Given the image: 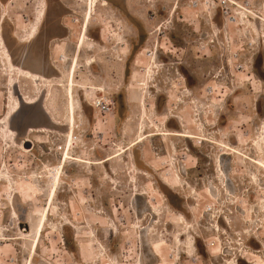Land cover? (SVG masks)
I'll list each match as a JSON object with an SVG mask.
<instances>
[{
	"label": "rangeland",
	"instance_id": "374dc122",
	"mask_svg": "<svg viewBox=\"0 0 264 264\" xmlns=\"http://www.w3.org/2000/svg\"><path fill=\"white\" fill-rule=\"evenodd\" d=\"M67 1L79 13L49 10L36 38L20 43L13 33L35 32L42 2L0 0L14 63L50 78L13 68L0 40V264H259L264 171L249 158L264 160V147L254 144L264 135L257 46L264 23L224 22L216 4L203 0H127L137 28L108 0H93L96 43L87 34L79 50L85 0ZM262 3L250 6L260 17ZM60 21L69 39L58 33ZM71 71L72 159L48 203L65 146ZM40 89L43 98L9 119L18 94L33 103ZM97 99L110 111L99 112Z\"/></svg>",
	"mask_w": 264,
	"mask_h": 264
},
{
	"label": "bare ground",
	"instance_id": "6f19581e",
	"mask_svg": "<svg viewBox=\"0 0 264 264\" xmlns=\"http://www.w3.org/2000/svg\"><path fill=\"white\" fill-rule=\"evenodd\" d=\"M229 2L232 4V5H240L239 4V1H237V0H229ZM92 3H93V0H85V12H84V15H83V18H82V21H81V34H83V37L81 38H79V40H78V42H77V45H76V49H79V50H81L82 48H84L85 47V45H86V40H85V37H86V35H87V31H88V28H89V25H90V22H91V17H92V15H93V5H92ZM176 7H177V5H175L174 6V10H176ZM174 10H172V11H174ZM3 21H4V18H2V19H0V40H1V42H2V46H3V48H4V50H5V53H7L8 55H9V57H10V61H9V63H11V66L13 67V68H15V69H18V70H22V71H27V72H30L31 74H36V75H38V76H43L44 78H46V80L48 79V80H50V78L49 77H46L45 75H43L42 73H40V72H37V71H32V70H30V69H27V68H25V67H22L21 65H16L15 63H14V61H13V57H12V55H11V52H10V50H9V48H8V46H7V44H6V42H5V40H4V37H3V35H2V24H3ZM44 21H45V13H43V15L41 16V18H40V21H39V23L37 24V27H38V30H39V28H41V26L43 25V23H44ZM245 21L246 22H249L250 21V19H245ZM211 24H213V22L211 21ZM162 26L160 25L159 26V28H161ZM38 30L35 32V34L31 37V38H29L28 40H21V39H19V38H17V36H15V33H13V36L20 42V43H29V42H31L34 38H36V36L39 34L38 33ZM220 31V30H219ZM2 47H0V49H1ZM2 50H0V53L3 55V58L5 59V56L6 55H4L3 53L4 52H1ZM8 58V57H7ZM8 61V60H7ZM7 61L6 60H4V62L6 63V64H8L7 63ZM78 61H79V58L77 57H73V65H74V67H76L77 66V64H78ZM56 71H57V77L56 78H59V79H62V73H61V71L59 70V68L58 69H56ZM26 76V75H25ZM71 76H72V71L71 72H69V75H68V79L66 80L67 81V85H66V95H67V112H68V115H67V122L65 123L66 124V132L64 133L65 134V146L63 145V147L61 148L62 149V151H63V153H62V158H61V161H60V163H59V166L57 165V168H56V171H55V173L50 177V179H51V188H50V190H49V193H48V198H47V200H48V203H50L51 201H53L54 200V196H55V192H56V189H57V187L59 186V183H60V174H61V171L63 170V168H64V166H65V164H66V162L68 161V159H72L71 157V155H70V153H69V149H70V147L72 146V142H73V133H74V130H75V128H76V116H75V106H74V99H73V89H74V84H73V80L71 79ZM27 77V76H26ZM253 78H254V76H253ZM35 81H37V79H34ZM14 95H15V92H14ZM16 96V95H15ZM43 96H44V91H43V93L40 95V97L35 101V102H33V103H31V102H27L26 100H24V99H30L28 96H22V98H21V96L18 94V97H16L19 101V107L16 109V110H14L12 113H11V115L9 116V119H10V117L12 116V114L14 113V112H16L18 109H20L21 107H22V105L23 104H26V105H29V104H34V103H36L38 100H40L41 99V97L43 98ZM24 98V99H23ZM32 99V98H31ZM34 99V98H33ZM41 109H42V112L44 113V115H46L47 117H48V119L53 123V124H57V122H54L52 119H51V117H50V115L47 113V111L45 110V108H44V106H42L41 107ZM5 122V121H4ZM8 126H9V123H8ZM9 128L11 129V130H13L12 129V127H10L9 126ZM30 129H33V128H30ZM29 129V130H30ZM13 131H15V130H13ZM263 131V130H262ZM261 131V132H262ZM179 133V134H178ZM175 135H177V136H184V137H186V138H195V139H200L201 141H204L205 139H207V138H205V137H198V136H193L192 134H187V133H180V132H176V134ZM140 136H142V135H140ZM139 136V137H140ZM15 138H16V136H15ZM255 146L257 147V148H260V150L262 151V149H263V144H264V135L260 138V140H255ZM225 148H227V149H230L231 147H229V145H226V144H222ZM25 148V147H24ZM26 150V149H25ZM234 150V149H233ZM61 151V152H62ZM120 155V154H119ZM118 155V156H119ZM115 156H111L110 158H107L106 160H104L105 162H107V161H109V160H112L113 158H114ZM250 159V161L251 162H253L260 170H262V171H264V160H262V159H259V158H253V157H250L249 158ZM79 161V160H78ZM81 161V160H80ZM98 163H100V162H98ZM221 171H223L222 169H221ZM224 173V172H223ZM163 184L165 185V186H167V187H170L164 180H163ZM47 209L48 208H45L42 212H41V214H40V216H39V221H38V226H37V229H36V231L34 232V236H33V239H32V243H31V245L35 248L36 247V244H37V241H38V238H39V236H40V232H39V229H40V227L45 223V221H46V219H47V213H48V211H47ZM183 218V217H182ZM27 225L28 224H25V229L27 228ZM216 226H218L219 228H220V225L217 223L216 224ZM161 245H163L162 244V242H161ZM163 247V246H162ZM186 247H188L189 249H191L192 250V247H193V245H192V243H189V244H186ZM33 249V248H32ZM250 252V251H249ZM248 254V253H247ZM253 254V253H252ZM259 258V257H258ZM234 264H236V262H235V260H234V262H233ZM258 263L259 264H264V260H263V257H262V259L261 258H259L258 259ZM253 264V263H252Z\"/></svg>",
	"mask_w": 264,
	"mask_h": 264
},
{
	"label": "flooded vegetation",
	"instance_id": "af4514ba",
	"mask_svg": "<svg viewBox=\"0 0 264 264\" xmlns=\"http://www.w3.org/2000/svg\"><path fill=\"white\" fill-rule=\"evenodd\" d=\"M79 1L81 2V0H79ZM108 1L110 2L111 7L113 6V7L117 8L120 13L126 15L131 20V23H133V25H135L137 28H139L138 24L136 23L135 17L132 15L131 11L129 10V7L127 5V0H108ZM41 2H42L41 3V9H40V12L37 16V24L39 23L40 18L43 15V13H45V18H46V16L49 14V10H51V12L53 11L54 14L55 13L57 14L58 13L57 10H59V9L65 11V12H70V14L79 13V11L77 9H73L68 5L69 2L67 0H41ZM59 25H60V27L57 28L58 33H60V34L62 33L63 34L62 37L69 39V37L71 35V30H69L67 28V25L63 24V22H61V21L59 22ZM41 28H42V26H41ZM41 28H39V30H38V27L36 26L35 32L38 30V33H39ZM81 28L82 27H80V31H81ZM89 28H88L87 34H88L89 38L91 40H93L94 43H96V41L89 35ZM35 32L30 33V34L27 33V36L21 40H28L29 38H31L35 34ZM15 34H16V32H15ZM97 35H98L99 41L103 42L104 38H103V33L101 32V30L97 31ZM55 39H57V37H51L49 42L53 43V41ZM58 40H60V39H58ZM94 62H95V60H94ZM94 62H92V64ZM51 64H53V61L51 62ZM91 65H89V67ZM35 83L38 84L37 82H35ZM40 85H42V84L40 83ZM43 91H44V96H45V92L47 91L45 89L44 90L40 89V91H39V92H41L40 95L43 93ZM263 133H264V129H263ZM224 186H225L224 189L226 190V183H224Z\"/></svg>",
	"mask_w": 264,
	"mask_h": 264
},
{
	"label": "built area",
	"instance_id": "2783aa9c",
	"mask_svg": "<svg viewBox=\"0 0 264 264\" xmlns=\"http://www.w3.org/2000/svg\"><path fill=\"white\" fill-rule=\"evenodd\" d=\"M193 5H196L198 0H189ZM200 1V0H199ZM240 5H232L229 0H203L204 3L212 5L216 4V7L220 9L221 16L224 18V22L236 23L239 20L256 18L258 24L264 23V13L261 17L257 15L253 9H251L252 0H237ZM262 8L264 12V3H262ZM259 41L257 46L264 52V27L260 28ZM95 107L101 113H107L110 111V104L106 100L97 99L95 102Z\"/></svg>",
	"mask_w": 264,
	"mask_h": 264
}]
</instances>
